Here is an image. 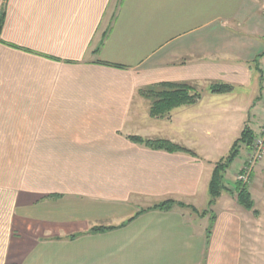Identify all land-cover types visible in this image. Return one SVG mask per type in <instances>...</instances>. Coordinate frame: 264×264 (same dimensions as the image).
<instances>
[{"label":"crops","instance_id":"obj_1","mask_svg":"<svg viewBox=\"0 0 264 264\" xmlns=\"http://www.w3.org/2000/svg\"><path fill=\"white\" fill-rule=\"evenodd\" d=\"M1 8L0 264H264V165L248 183L252 209L232 192L245 145L229 184L236 157L223 174L230 191L211 205L208 192L244 125L264 133L260 0ZM160 82L187 83L201 98L152 117L139 90ZM215 82L233 90L210 93ZM169 199L185 206L152 208Z\"/></svg>","mask_w":264,"mask_h":264},{"label":"trees","instance_id":"obj_2","mask_svg":"<svg viewBox=\"0 0 264 264\" xmlns=\"http://www.w3.org/2000/svg\"><path fill=\"white\" fill-rule=\"evenodd\" d=\"M3 8L0 10V22L3 18ZM103 43V38L94 52H97ZM233 90V86L228 83L215 82L208 85V91L214 94L228 93ZM140 95L145 97L150 101L149 114L152 117H164L169 114V112L179 106L194 104L201 98V92L197 91L194 87L187 83H174V82H160L156 84L149 85L145 88L139 90ZM255 135L250 127L245 124L239 138H237L231 146L228 155L220 159L212 171L211 178L208 185V192L210 196L209 205L214 201V199L219 196L220 192L223 190H229L223 184V174L230 162L238 155L240 145H245L247 148L250 147ZM128 138L136 143L143 144L146 147L153 149H163L169 152H186L191 155L194 153L167 139H143L139 136L129 135ZM230 191V190H229ZM236 193L237 202L246 209L253 208V200L248 191V184H242L240 181L236 180L235 190L232 191ZM174 205L185 206L183 203L176 202L174 200L162 201L152 208L154 209H170ZM193 211L197 212L194 208ZM141 211L136 213L139 214ZM256 213V211H254ZM204 213L203 211L201 212ZM132 219V218H130ZM129 219V220H130ZM212 227V219L206 229V237L210 235ZM112 227L97 226L93 227L91 231H103L111 229ZM72 235L71 237H74Z\"/></svg>","mask_w":264,"mask_h":264},{"label":"built area","instance_id":"obj_3","mask_svg":"<svg viewBox=\"0 0 264 264\" xmlns=\"http://www.w3.org/2000/svg\"><path fill=\"white\" fill-rule=\"evenodd\" d=\"M260 9L264 14V0H260ZM249 152L246 155L245 162L238 171L236 175V180L240 181L242 184H248L250 181V176L255 165L261 160L264 154V133L263 131L253 139L249 147Z\"/></svg>","mask_w":264,"mask_h":264},{"label":"rangeland","instance_id":"obj_4","mask_svg":"<svg viewBox=\"0 0 264 264\" xmlns=\"http://www.w3.org/2000/svg\"><path fill=\"white\" fill-rule=\"evenodd\" d=\"M260 132H261V130H260ZM259 134V132L256 134V136ZM245 146L244 145H240V148H239V152H238V155L236 156V159L234 160V162H233V164H232V166L231 167H229L226 171V175H225V177H224V183L226 182V184H229L230 183V179H229V177H231L232 176V171H233V169L235 168L234 167V165H235V163L236 164H238L239 163V161H241L242 159H244V153H245ZM248 152H249V150H248ZM262 161H264V154H263V157L261 158V160L257 163V165L255 166V168H256V170H255V174L254 175H256V176H258L259 174H258V169L260 168L259 166L261 165V166H263L264 164H263V162ZM232 184V183H231ZM197 211V210H196ZM197 213H199V211H197Z\"/></svg>","mask_w":264,"mask_h":264}]
</instances>
